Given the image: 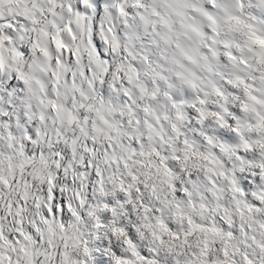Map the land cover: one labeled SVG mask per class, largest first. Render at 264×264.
I'll list each match as a JSON object with an SVG mask.
<instances>
[{"label":"clouds","instance_id":"clouds-1","mask_svg":"<svg viewBox=\"0 0 264 264\" xmlns=\"http://www.w3.org/2000/svg\"><path fill=\"white\" fill-rule=\"evenodd\" d=\"M78 3L0 0V174L27 181L31 235L0 209V250L14 264H142L133 249L196 264L207 237V259L264 264V0Z\"/></svg>","mask_w":264,"mask_h":264},{"label":"snow or ice","instance_id":"snow-or-ice-1","mask_svg":"<svg viewBox=\"0 0 264 264\" xmlns=\"http://www.w3.org/2000/svg\"><path fill=\"white\" fill-rule=\"evenodd\" d=\"M48 2L54 6L55 3H56V0H48ZM81 5L89 6V7L91 6L89 4V0H79V3H78L77 6L79 7ZM134 6H136V5L133 4V7ZM114 7L116 8V10L119 12V14L121 16L126 15V8L122 4L116 3L114 5ZM72 10H73L72 9V4L69 3L68 4V11L72 12ZM127 10L130 11V9H127ZM49 11H54V7L53 8H49ZM75 15H76L77 22H79L80 19H81L80 12L77 11ZM68 31L71 32V29L69 28ZM109 31H111V29H109ZM45 35H47V33H45ZM52 39L54 41L56 50L58 52L61 51V50H65V51L68 50V45L65 44L58 36H53ZM73 39H75L74 36H73ZM253 42L260 46L261 55L264 56V38L256 36V37L253 38ZM41 51L44 52L45 55H47V51L45 49H41ZM226 55L231 56V53H226ZM55 62L57 64H59L60 63V58L57 57ZM89 83H91V82H89ZM52 106H53V108H55V106H56L55 103H53ZM41 119H43V117H41ZM36 134H38V132ZM32 135L33 134L31 132V130H29L28 140L32 139ZM86 150H88V149L86 148ZM56 155L57 156H61V153L57 152ZM142 155H143V153H142ZM89 166H91V162H89ZM96 175L97 176L100 175L99 169H97ZM133 179H135V177H133ZM48 183H49V185L52 184V178L50 176L48 177ZM13 184H15V189H13ZM20 185H21V178L20 177H16L13 174L12 177H11V180H10L9 178L5 177L3 174H0V209H4L5 210V214L7 216H11V217L14 218L15 224L18 226L17 229H16L17 233L24 240H28V239H31V235L30 234H26L24 232V229H23V226H22V224H23L22 217H23V213L25 212L26 206H27V197H28V191H27V187H26L27 186V181L26 180L24 181L25 190L23 192L19 191ZM5 189H8L10 191L14 190V191L18 192L19 194L17 196V199L15 201H13L11 199H7L6 198ZM122 190L125 191V192L128 191V189H122ZM137 191H139V189H137ZM49 193H51V188L49 189ZM49 198H51V197H49ZM261 199H264V197H262ZM36 207H40L38 200H37ZM45 207H47V205H45ZM48 210L50 212H54L55 208H49ZM73 215H76V213L73 212ZM0 218H2V217H0ZM45 223H47V221H45ZM189 224L191 225V221L190 220H189ZM195 227H199V225H197ZM208 230L211 231V232H214L216 234L217 238H219V239H223L225 235H227L229 237L232 235L231 233L224 234L219 229H215V228L208 229ZM36 231L37 232L40 231L39 227H36ZM113 231L115 232V231H117V229H113ZM119 231L121 233L123 232L122 229H120ZM164 231L167 232L168 229L165 228ZM153 235H156V234L153 233ZM169 235H170V239L172 241H176V240H180L181 239L180 234H178L176 232H170ZM191 235H192V230L191 229L188 232L183 233V241H182V243L185 244V245L189 244L188 237L191 236ZM4 240H5V238H4V235H3V229H2V227H0V241H4ZM157 240L160 241L161 245L164 244V240L162 239V237L157 236ZM5 242L6 243H10L11 242V238L9 237L8 240L5 241ZM124 242L126 244H130L131 243L128 240H125ZM17 243H20V241H17ZM0 248H2V245H0ZM197 249H198L199 256H198V258L196 260V264H229L227 259H224V260H218V259H211L210 260V259H207L208 255H209V252H208V250H209V239L207 237H205V238H203V239H201V240H199L197 242ZM10 251L14 252V251H16V248L13 247ZM20 251L22 253H24L25 255H28V256L31 255L29 252H27V249L23 245H21ZM153 251H155V250H153ZM221 251L223 252L224 257L228 256V242H227V240L224 241V247L221 249ZM83 252H84L85 256H88L90 254V249L87 246V242H85V247L83 248ZM186 252H187V249H186ZM60 255H61V264H84L83 261L78 262V261H75V260H71L69 258V255H68L67 252H61ZM133 255H138V259L142 262V264H159V261H158V259L155 256L137 254L134 249H133ZM191 255L196 257L197 256V252L194 251V252L191 253ZM0 264H14L12 256L8 252L0 250ZM15 264H32V261L31 260L22 261L20 259H17L15 261ZM116 264H131V261L123 260V262H122L121 257H119L117 255ZM176 264H179V260L176 261ZM189 264H192V262L190 261Z\"/></svg>","mask_w":264,"mask_h":264}]
</instances>
